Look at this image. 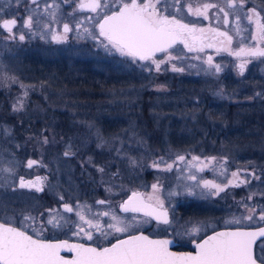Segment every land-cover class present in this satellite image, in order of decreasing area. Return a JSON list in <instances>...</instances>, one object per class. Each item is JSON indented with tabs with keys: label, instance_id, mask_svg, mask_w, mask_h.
I'll return each mask as SVG.
<instances>
[{
	"label": "rangeland",
	"instance_id": "1",
	"mask_svg": "<svg viewBox=\"0 0 264 264\" xmlns=\"http://www.w3.org/2000/svg\"><path fill=\"white\" fill-rule=\"evenodd\" d=\"M78 1L80 0H44L27 11L28 7L21 0H0V20L3 18V13L15 14L21 9L26 11L25 14L28 17H32L30 27L25 25L28 17L18 24L17 34L8 38V40L11 39L9 43L0 40V92L6 96L9 95L6 98L8 99L7 107L13 110L11 113L16 115L18 122L26 128L17 130L19 138L23 141L32 140L34 143L31 145L43 149L35 148L33 152L36 154L44 153L47 146L46 139L51 140L50 144L54 146L50 149L52 152H49L54 155V158L50 159L54 160L46 162V166L34 164L29 167L28 162L31 159L23 160L21 157L12 156L10 152H5V147L2 149L3 152L0 150V219L20 226L35 235L40 226H43L46 230L41 237L58 234L71 237L70 235L78 232L79 226L83 224L81 215L85 220L91 219L95 223L97 222L96 214L109 212V216L99 217V222L105 225L106 230V223L112 222V214L132 224L127 233L109 234L113 237L145 228L154 234L158 229L166 227L155 224L148 217L123 213L119 210L120 204L133 191H143L148 197L151 196L154 200L158 197L170 205L175 216V205L178 201H187L190 197L199 198L208 191L201 188V183L197 182L193 185L186 179L183 169L175 167L177 158L165 161L156 156L157 150L153 144H156L155 138H158L157 135L161 130L164 133L163 136L167 138L174 137L177 133L187 132L185 129L174 130L173 126L180 123L174 119L182 117L176 104L170 103V107H166L174 100L173 96H180L176 92H171L174 89L185 91L194 89L189 82L185 81L186 79L179 82L181 77H192V75L195 78L224 77L221 68L224 67L221 64L223 58L215 57L214 54L213 56L207 54L201 59L192 58L180 47V56L176 60L168 61L167 67L171 71H173V65L182 68V72L173 71L178 77H154L160 71H156L155 64L151 61L122 56L114 49L111 51L105 49L100 43L103 40L102 37L93 39V36L98 37L99 34V29L96 27L98 22L95 18L100 19L115 9L119 6L120 0H115V3L113 0H108L111 10L98 9V13L95 14L76 15L74 10ZM189 3L193 10L197 6L202 7L204 3L217 7L209 8L207 17H204L193 15L181 4L182 11L179 13L181 17L198 24L215 26L221 25L227 19L230 21L227 30L233 36L230 45L232 50H236L240 43H246L252 47L250 44L254 42L252 37L256 35V31L253 30L256 26L253 23L252 28L251 24H247L246 17L251 15L249 9L252 7H256L258 11L264 8V0H245L243 6L235 8L229 6V0H189ZM237 4L239 5V0ZM219 8L224 11L220 12ZM224 12L228 13L227 18ZM261 13L264 17V12ZM65 18L73 23L72 32H61L58 22ZM232 22L236 26H232ZM56 24L60 27V33L66 37L60 42L52 39ZM20 35H24V40L19 39ZM208 57H212V66L207 63ZM233 59L227 56L228 63H231ZM244 60L237 59L239 63ZM218 62L221 68L219 72L214 67ZM89 63L91 65L87 67ZM84 69L95 74L93 78H97L99 85L107 81V92L98 94L94 105H92L93 100L79 94L81 85L74 78L85 75ZM238 72L239 68H234L228 74L238 77ZM261 73L264 74L263 69ZM173 82L176 83L175 88ZM261 84L264 85V82ZM226 85L233 87L223 78V82L221 80L217 86L222 89ZM263 89L264 87L260 86V91ZM216 94H221V91L217 90ZM154 95L153 102L152 98L148 97L145 102L149 109L148 114H151L156 121H152L150 125V120L143 115V98ZM259 95L260 106H264V93L260 92ZM181 98L182 96L177 99L181 100ZM18 102H22L23 107H19ZM1 107L3 105L0 102V111ZM54 110L59 114L54 113ZM62 115L67 122L62 123L56 119ZM23 116L27 118L26 121L21 120ZM44 116L47 121L43 119ZM46 126L47 134L40 135L39 133ZM13 127L8 122H0V148L2 144H6L7 137L12 138L15 132ZM57 127L66 132L69 143H66L63 135L57 137L54 132ZM60 138H63L64 142L57 140ZM262 140L264 145V139ZM24 143L27 146L30 145L28 142ZM64 143L66 145L62 147ZM59 147L64 150L62 155L56 156V149ZM65 152L69 153L67 157H73L72 160L66 159ZM44 156L47 155L44 154ZM263 160L264 157L259 162L260 172H264ZM154 164L157 166L154 167ZM169 164L173 165L171 171L165 170ZM101 168L104 169L103 172L100 171ZM248 169L251 171L253 168L249 166ZM36 173H41L45 177L44 182L49 188L50 198L27 190L17 195L10 194L8 185H16L19 179ZM226 173L228 174L229 170ZM260 174L257 189H250L245 201L238 200L234 205L229 202L218 204L211 202L213 214L207 216L208 218L189 220L174 217L168 228L177 226L179 232L181 229H187L190 232L193 224L203 229L209 223L214 224V221H222L221 219L224 218L223 224L228 225L237 224L233 222L235 220H240L238 224L242 225L264 223L260 220V215L264 212V177ZM192 175L194 173L188 174L189 177ZM153 185L158 186V191H153ZM189 192L194 194L190 195ZM255 194L258 199L254 203L251 198ZM100 199H106L109 203L100 204L98 201ZM217 199L222 201L221 198ZM65 205L70 206L72 211H66ZM249 210H254L251 221L245 219ZM29 215L37 218L36 224L31 227L28 226L30 222H24V217ZM53 216L59 222L58 227L45 223ZM146 220L150 222L144 223ZM84 227L85 231H93ZM94 233L97 232L93 231V236L96 237ZM80 235L85 237L83 233ZM192 235L194 234H189L191 238L195 237Z\"/></svg>",
	"mask_w": 264,
	"mask_h": 264
},
{
	"label": "flooded vegetation",
	"instance_id": "2",
	"mask_svg": "<svg viewBox=\"0 0 264 264\" xmlns=\"http://www.w3.org/2000/svg\"><path fill=\"white\" fill-rule=\"evenodd\" d=\"M23 4L28 7L27 11H29L33 5H37L39 2L44 0H37L36 4H33L31 0H21ZM82 0L78 1L76 7H75V13L76 15H82L86 13L95 14L98 13V10L96 12L91 11L90 9H84L81 5ZM83 2H88V0H83ZM123 2H128V0H124ZM119 6H117L113 10H117ZM220 7V6H219ZM220 9V8H219ZM73 12V11H71ZM170 12L176 16L177 19L184 21V24H188L189 27H195L197 29H205L206 31L204 33L197 32L195 35L199 37L197 41L193 42L191 39H189V43L193 45V47L197 50L189 51L187 47L184 46L183 43L177 42L173 48L169 49V52L173 57L176 59L180 56L179 55V49L180 47L183 48V50H186L188 55H190L192 58L201 59L203 56L215 55V57L223 58V61L221 64L224 67H221L223 69L224 77H196L192 75L181 77L182 79L179 80V82L185 81L191 86L194 87V89L191 90H173L171 92H176V94H180L182 96L181 100L177 99L180 96H173V101L168 103V106L170 107V103H175L176 108L178 107L179 112L182 114L178 119L179 124L175 122L174 130H180L185 129L187 130L186 133H177L174 137H164L163 131L161 130L160 133H158V138H155L156 144H153L155 146V155L158 157L163 158L165 161H170L172 158H177L176 160V168L183 169V173L186 175V179L189 180L193 185H196L197 182L200 184L202 189H206L203 187V181H212L215 184H218L222 187L227 185L225 187V191L220 192L219 195H213L211 194L215 190H208L204 195L197 197H190V199L186 200H180L175 205L176 207V215L173 216V213L171 211V206L164 202V207L167 209L170 221L171 223L169 225H164L154 219H151L155 224H161L165 226L164 229H158L157 233L151 234L147 228L144 231L147 232L153 236L157 237H169L171 240L173 239L176 244L173 246L175 250H193V242L199 241L202 238H204L207 234L221 228L226 227H254L258 226V224H235V225H228L223 224L224 219H221L222 221H214V224L209 223L205 228H203L198 234H194L192 236H195L191 238L188 233H186L185 229H181L179 232L178 227L175 228H168L172 224V220L174 217H181V218H187V219H205L208 218L207 216L212 215L211 211L213 212V206L211 204L215 203L218 204L219 202L223 203H233V205L238 200H246L248 198V194L250 189H257L258 186V179H259V173L264 177V172H260L259 162L261 161V158L264 157V145L262 144L264 139V112L262 109H264V106H260V92L264 93V89L260 91V86L264 87L261 83L264 82V74L261 73L262 69L264 70V57H246V61H248L245 65V69L243 74L238 72V77H234V74L229 75L228 72L230 70L232 71L234 68H238V65L240 64L235 55L230 54L228 51H219L217 52V49H223L224 47H230V45H226L223 43L225 41V37L217 35V33L223 32L227 33L229 36H233L228 32L227 27L230 26V21L228 20L227 23L222 22L221 25L218 24V26L215 25H206V24H198L193 21H190L187 18L181 17L179 13H176L173 9L170 10ZM26 11L24 12L22 9L19 10V13H3V18L0 20V25H2L3 20H9V19H15L16 25L13 26L12 32L9 33L6 29H4L2 26H0V40L10 42L11 39L8 40L9 37H12L17 34L18 24L20 22L28 17L26 14ZM111 11L106 13L105 15L110 14ZM98 15V14H97ZM99 16V15H98ZM262 20L261 22L264 23V17L261 13ZM98 22L99 17L95 18ZM62 22V24H61ZM214 22L217 23V20L214 19ZM247 24H251L252 28L254 27V22L249 21L246 18ZM60 23L61 32H64V25L67 24L69 27L68 32H72L73 30V23L69 21L68 18L63 19L62 21L58 22ZM232 26H236L234 22H232ZM58 27V24L55 26L54 35H60L63 36L62 33H60ZM215 30V31H213ZM253 30L256 31V28ZM99 31V30H98ZM67 32V33H68ZM253 44H250L252 47H259L264 48V43H261L257 40H253ZM232 43V41H231ZM12 44V43H11ZM208 44L214 45L213 47H207ZM239 47H250L246 43H240L238 45ZM203 47V51H200L199 48ZM237 47L236 50L239 49ZM1 49V48H0ZM232 50V51H236ZM227 56L234 58L231 63H228ZM245 57H241V59L244 60ZM155 59L157 61L165 60V63H162L160 65V73L155 74L154 77H178L175 72L171 71V69H168L169 66L168 57L166 53H156ZM175 59V60H176ZM141 61V60H140ZM237 61V63L235 62ZM173 65V64H172ZM218 65H220V62H218ZM156 68V67H155ZM155 70V69H154ZM222 73V72H221ZM223 78L227 81V84L230 82L232 86L229 87L226 85L224 88L218 87V82H223ZM211 80L213 81L211 83ZM178 82V81H177ZM174 88L175 84L174 83ZM217 90L221 91V94H216ZM185 95V96H183ZM0 102L2 103L3 107L0 111V122L1 123H9L12 126H14L15 131L13 133L12 138L7 137L5 141L6 144H2V147L0 150L6 149L5 152H10L12 156L15 157H21L23 160L31 159V161H36L35 165H42L46 166V162H51L54 159V155L49 154V152H52L50 149L54 146L50 144L51 140H47L46 149H44V153H34L33 150L35 148L43 150L41 147L33 146L31 143H34L32 140H21L19 138V132L17 131L20 129V123L18 122V119L16 115L12 114L13 110H9L7 104L9 95H4L2 92H0ZM152 98V102L154 101V96H146V98ZM172 97V96H170ZM146 98L144 101H146ZM151 102V103H152ZM3 111V112H2ZM214 116V117H213ZM171 117V116H170ZM177 117V116H176ZM150 118L151 122L154 121V117L150 114L148 117ZM214 118V119H213ZM185 123V124H181ZM23 125V124H22ZM183 125V126H182ZM189 133V134H187ZM15 134V135H14ZM66 143H69L67 139L69 138L65 137ZM63 138L57 139L59 141H63ZM22 141V142H21ZM28 142L30 145L27 146L26 143ZM64 142V141H63ZM62 145L64 147L66 145ZM56 153V156L62 155V151L64 148L59 147ZM48 151V152H47ZM178 151H181V153H178ZM1 152V151H0ZM3 152V150H2ZM47 152V153H46ZM9 154V155H10ZM47 155V156H44ZM75 157V154L73 155ZM179 156H184L185 159L183 161L179 160ZM67 160H72L73 157H67L65 156ZM193 157H199V160H193ZM215 157V161L209 163V159ZM56 159V158H55ZM26 160V161H27ZM264 161V160H263ZM207 164V167L204 165ZM221 164H223V167H221ZM34 165V164H33ZM251 166L253 169L250 171L248 168ZM248 167V168H247ZM229 170V173L227 174L226 171ZM237 172L239 173L238 177L233 178L232 173ZM194 173L196 179L192 180L189 179L188 174ZM193 176V175H192ZM25 178H40L42 182V190H37L36 187L32 188H26V187H20L19 181L21 179ZM18 180L16 185H8V190L10 194H20L23 191H31L34 193H41L46 198H50V191L49 188L45 186V177L41 173L39 174H31L30 176H24ZM231 182V183H229ZM1 186V185H0ZM3 187V185H2ZM195 187V186H194ZM1 190V189H0ZM17 192V193H13ZM143 192V191H142ZM145 198L147 199L148 196L143 192ZM257 194L254 195V197L251 198V200L255 203L258 199ZM45 198V199H46ZM217 198H221L222 201L218 200ZM148 200V199H147ZM98 201H105L104 204L109 203L106 199H100ZM153 199V203H154ZM14 202V201H13ZM18 204V203H17ZM121 205V204H120ZM121 209V208H120ZM119 209V210H120ZM123 212L122 210H120ZM126 213V212H123ZM127 214H136L141 215L143 217H146L145 215L138 214V213H127ZM24 229V228H23ZM26 230V229H25ZM28 231V230H27ZM139 230L137 232H140ZM30 232V231H29ZM32 233V232H30ZM136 233V232H133ZM33 234V233H32ZM132 233L128 234H122L117 236L107 235L102 236L100 233H94L96 237L93 236V240H88L82 235H75L71 234V237L62 236V235H55V236H46V237H40L44 239H68L72 241H81L87 244H92L98 247H103L111 244L115 240L127 236ZM35 234H33L34 236ZM199 235L198 237H196ZM36 236V235H35ZM189 241V243L187 242Z\"/></svg>",
	"mask_w": 264,
	"mask_h": 264
},
{
	"label": "snow or ice",
	"instance_id": "3",
	"mask_svg": "<svg viewBox=\"0 0 264 264\" xmlns=\"http://www.w3.org/2000/svg\"><path fill=\"white\" fill-rule=\"evenodd\" d=\"M33 4L37 3V0H31ZM115 3V0H113ZM245 0H229V6L235 8L237 6H243ZM181 4L187 7L188 12L196 16L207 17V11L209 8L217 7L213 4L204 3L201 6H197L193 10L189 0H128L123 2L120 0L117 10H111V6L108 0H88L87 3L81 2V7H87L91 11L96 12L100 10H111V15H103L96 27L99 29V34L93 36V39L102 37L100 41L101 45L107 50H115L122 56L131 57L141 61H151L155 64L156 71H160V65L165 63V60L157 61L155 59L156 53H166L168 61L176 59L169 52V49L177 43H183L189 51L197 50L189 43V39L193 42L200 39L195 34L197 32L204 33L205 29H197L195 27H189L188 24H184L181 20L177 19L169 9H173L176 13L182 11ZM220 12L224 10L219 9ZM251 15H247V19L255 23L256 35L252 37L253 40H257L264 43V23L261 22V12H264V8L260 11L256 7L249 9ZM225 18L228 13L224 12ZM227 23V19H225ZM32 24V17L29 16L25 25L30 27ZM16 25L15 19L3 20L2 26L9 33L12 32L13 26ZM67 24L64 25V32L69 31ZM87 31V29H85ZM215 31V30H213ZM238 31V29H237ZM219 36L225 37L226 45H230L232 37L227 33H217ZM66 37L60 35H53L52 39L57 42L62 41ZM20 40H24V35L19 36ZM214 45L208 44L207 47H213ZM203 51V47L199 48ZM228 51L230 54L235 55L238 58L241 57H264V48L259 47H239L238 50L232 51L230 47L218 48L219 51ZM248 61L244 60L239 65V71L243 74L245 65ZM207 63L212 66V57H208ZM215 70L219 72L221 70L220 65H215ZM173 71L182 72V68L172 66ZM23 87V85H21ZM25 95L27 93L25 92ZM19 107H23L22 102H18ZM47 140H45V143ZM65 152L64 155H68ZM179 160L183 161L184 156H179ZM193 160L198 161L199 157H193ZM215 157L209 159V163L215 161ZM36 161H29L28 166L31 167ZM135 163V161H133ZM157 166L156 164L153 165ZM207 167V164L204 165ZM173 165L169 164L165 170L171 171ZM223 167V164H221ZM101 172L104 169H100ZM233 178L238 177L239 173L233 172ZM189 179L195 180L196 177L190 176ZM40 178H37L35 183H25L21 180L20 187H36L37 190H42L39 187ZM231 183V182H229ZM203 187L209 190L215 191L211 194L219 195L220 192L225 191L224 187L213 183L212 181H203ZM153 191H158V186H152ZM190 195L194 194L189 192ZM172 195V193H170ZM149 202H145L142 195L138 192H132L131 196L124 201L120 207L124 212H143L146 217H150L164 225H169L171 221L168 217V211L164 207V201L158 197L147 198ZM100 204H104L105 201H99ZM65 210L72 211V208L65 205ZM247 208V205H245ZM254 210H249V214L245 217L246 220L251 221L253 219ZM109 216V212H103L102 214H96V221L85 220L81 215L80 219L83 222L79 226V231L74 233L80 235L83 233L88 240H93V231L100 233L102 236H107L112 232L115 233H127L129 232L132 224L126 223L123 219L115 214L111 215V221L105 225L99 222L100 216ZM135 219V218H133ZM260 220L264 221V212L260 215ZM24 222H30L29 227L35 225L37 218L33 216H25ZM146 220L144 223H149ZM240 223V220L233 221ZM48 225L54 227L59 226V222L55 216L49 218L46 222ZM92 229L93 231H85V227ZM46 229L40 226L39 231L36 233L37 238L33 235H29L28 232L21 228L13 226L11 223H0V264H264V239H261L260 244L257 245L258 238H264V228H259L256 231H244L237 229L235 231H223L217 232L214 235L204 239L201 243L196 245L198 251L193 255L192 253L178 254L169 250V245L172 243L170 240H153L148 236L143 235H129L127 239L117 240L116 243L110 247H92L85 244H71L67 240L59 242H50L42 238V233ZM201 227L193 224L190 232L186 229L188 234H198L201 231ZM35 231V229H34ZM256 248H259L257 253ZM67 250L74 253V257L69 259L61 255V252Z\"/></svg>",
	"mask_w": 264,
	"mask_h": 264
},
{
	"label": "water",
	"instance_id": "4",
	"mask_svg": "<svg viewBox=\"0 0 264 264\" xmlns=\"http://www.w3.org/2000/svg\"><path fill=\"white\" fill-rule=\"evenodd\" d=\"M85 3H87V2H85ZM84 9L87 10V9H89V8L84 7ZM108 15H111V13L108 14ZM181 22H182V21H181ZM182 23H185V22L183 21ZM21 180H23L25 183H28V182H33V183H35V182L37 181V178H25V179H21ZM20 183H21V181H19V186H20ZM39 187L42 188V182H41V180H40V183H39ZM26 188H32V187H26ZM133 192H138V193H140V194L142 195V197L144 198L145 202H146V203L149 202V201L145 198V196H144V194H143L142 191H133ZM131 194H132V193H131ZM131 194H130L129 196H131ZM129 196H128V198H129ZM128 198L126 197L125 199H123L122 203H123L124 201H126ZM122 203H121V204H122ZM120 208H121V207H120ZM120 210L123 211L122 208H121ZM123 212H124V211H123ZM126 213H128V212H126ZM129 213H138V214H142V215H144L143 212H129ZM168 217H169V214H168ZM149 218H150V217H149ZM151 219H152V218H151ZM169 220H170V217H169ZM3 222H6V221H3L2 219H0V223H3ZM7 223H9V222H7ZM11 224H12V223H11ZM12 225L15 226V227L21 228L22 230L28 232L29 235H33L32 233H30L29 231L23 229V228L20 227V226H16V225H14V224H12ZM259 228H264V223L259 224L258 226H254V227H246V226H245V227H226V228L224 227V228H221V229H217V230H215V231H213V232L207 234V235H206L204 238H202L201 240L193 242V246H194V249H193V250H175V249L173 248V246L176 244V242H175L173 239L171 240V238H169V237H157V236H153V235L150 236L149 233L144 232V231H140V232L132 233V234H129V235H139V234L143 233V235L148 236L150 239H153V240H170V241H172V243L169 245V250H170V251L175 252V253H178V254L192 253L193 255H195V253L198 251V249L196 248V245H197L198 243H201L204 239H207L208 237L214 235V234L217 233V232H223V231H235V230H237V229L244 230V231H256V230H258ZM129 235L124 236V237H121V238H119V239H117V240L127 239ZM33 237H34V238H37V236H35V235H34ZM42 239H44V238H42ZM261 239H264V238H258V240H257V245H258L259 241H261ZM44 240H46V241H50V242H53V243H55V242H59V241H65V240H67V241H68L69 243H71V244H85V245H90V246H92V247H98V246H95V245H92V244H87V243H84V242H81V241H77V242H76V241H72V240H68V239H44ZM117 240H115V241L112 242L111 244H109V245H107V246H103V247H110L112 244L116 243ZM103 247H98V248H103ZM256 251H257V248H256ZM61 255L65 256L66 258L71 259V258L74 257L75 254H74V253H71V252H68L67 250H64V251L61 252Z\"/></svg>",
	"mask_w": 264,
	"mask_h": 264
},
{
	"label": "trees",
	"instance_id": "5",
	"mask_svg": "<svg viewBox=\"0 0 264 264\" xmlns=\"http://www.w3.org/2000/svg\"><path fill=\"white\" fill-rule=\"evenodd\" d=\"M76 65V64H75ZM89 65H91V63H89L88 64V66L87 67H89ZM65 67H66V65H65ZM86 68V67H85ZM92 70H93V68H92ZM72 70H70V72H71ZM84 73H85V75H80V77H74L75 79H76V81L78 82V84L79 85H81L80 86V88H81V90H79V94H83L82 96L84 97V98H87V99H89V100H93V102H92V105H94V104H96V100H97V96H98V94H104V92H107V89H106V85H107V81H103L104 83L103 84H101V85H99V82L96 80L97 78H93V76L95 75V74H93L92 72H89L87 69H84ZM106 83V84H105ZM77 84V85H78ZM109 85V84H108ZM110 85H111V83H110ZM113 85V84H112ZM146 98V96H144V98H143V105H144V107H143V109H144V112H143V115H144V117L146 118V119H148V120H150V118H148L149 116H150V114H148L149 113V109H148V107H147V103H145L146 101H144V99ZM95 101V102H94ZM95 107V106H94ZM55 111V110H54ZM54 113H57V114H59V112L57 111H55ZM45 117V116H44ZM28 118H29V116H28ZM25 119H27L25 116H23V118L21 119V120H23V121H26ZM44 120L46 119V117L45 118H43ZM57 120H59V122H62V123H65V122H67V120H66V118H65V116L64 115H62L61 117L60 116H58L57 118H56ZM28 120H30V119H28ZM45 121H47V119L45 120ZM151 123V120H150V122H149V124ZM61 124H59V126H60ZM151 125V124H150ZM26 129L25 127H23V125H21L20 124V129ZM30 128V127H29ZM29 128H28V130H29ZM54 129V128H53ZM63 129L62 128H60V127H57L56 129H54V132H56V135H57V137H59V136H61V135H63L64 137H66V132L65 131H62ZM30 131H32V130H30ZM40 135H42V134H47V126L43 129V131L41 132V133H39ZM43 136V135H42ZM158 136V135H157ZM260 244V241H259V243H258V245ZM257 253H259V248H257Z\"/></svg>",
	"mask_w": 264,
	"mask_h": 264
}]
</instances>
